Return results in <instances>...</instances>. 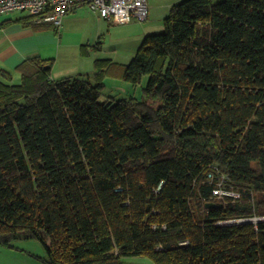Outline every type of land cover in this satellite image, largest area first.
I'll return each instance as SVG.
<instances>
[{
	"label": "trees",
	"instance_id": "obj_1",
	"mask_svg": "<svg viewBox=\"0 0 264 264\" xmlns=\"http://www.w3.org/2000/svg\"><path fill=\"white\" fill-rule=\"evenodd\" d=\"M216 1L173 4L93 76L54 80L39 56L20 83L2 70L1 244L37 239L47 264H264V0ZM35 20L5 23L52 25ZM115 74L147 75L144 98L101 101ZM220 176L239 198L214 194Z\"/></svg>",
	"mask_w": 264,
	"mask_h": 264
},
{
	"label": "rangeland",
	"instance_id": "obj_2",
	"mask_svg": "<svg viewBox=\"0 0 264 264\" xmlns=\"http://www.w3.org/2000/svg\"><path fill=\"white\" fill-rule=\"evenodd\" d=\"M180 1L149 0V19L146 21L133 19L128 24H111L88 6H79L75 11L64 16L63 24L60 27L51 25L44 28V30L53 33L54 38L57 40L49 51L52 54H56L57 51L59 53L69 52V57H84L80 54V46L90 45L92 50H90L91 54L87 57H95V59L110 58L113 62L128 64L137 52L138 45L134 40L140 36L164 32V19L168 16L171 8V5L167 6V4L173 5ZM27 14V12L17 11L11 12L7 17L2 18L10 17L13 19ZM98 42L101 43L100 48L96 49L94 46ZM86 61L90 60L81 58V62ZM80 70H85V68H80L76 63H73V65L68 63L65 67L60 63L53 71L52 77L55 80L66 77L65 75H57V71L76 74L75 72ZM90 70L87 72L91 73L87 74L93 76V65ZM147 81L148 76L146 75L140 84L133 85L117 74L108 75L104 81L105 88L101 101H105L109 97L117 99L134 97L140 101L144 98V87L147 85ZM45 258V247L37 239L20 238L10 246L0 243V264H47ZM123 261L124 264H155L147 256H126Z\"/></svg>",
	"mask_w": 264,
	"mask_h": 264
},
{
	"label": "built area",
	"instance_id": "obj_3",
	"mask_svg": "<svg viewBox=\"0 0 264 264\" xmlns=\"http://www.w3.org/2000/svg\"><path fill=\"white\" fill-rule=\"evenodd\" d=\"M79 6H88L111 24H128L133 19L146 21L149 18L150 8L148 0H0V17L11 12H27L35 16L36 23H51L60 27L64 16L75 11ZM208 179L215 180L214 173H209ZM225 182L224 176L216 180L214 194L219 199L227 196L239 198L240 194L227 188ZM162 185L163 182L155 191L158 192Z\"/></svg>",
	"mask_w": 264,
	"mask_h": 264
},
{
	"label": "crops",
	"instance_id": "obj_4",
	"mask_svg": "<svg viewBox=\"0 0 264 264\" xmlns=\"http://www.w3.org/2000/svg\"><path fill=\"white\" fill-rule=\"evenodd\" d=\"M170 5L172 6V4H167V6ZM7 15H3L0 18L7 17ZM8 19H12V18L8 17V18H2L0 20V80L1 81L4 82L8 81L2 75V70H6L12 73V79L10 80V82L20 83L21 75L16 71L17 67L25 60L37 56L44 59L53 60V64L51 68L52 79H53L52 73L55 70V68L58 65H60V63H62L64 67L68 63H70L71 65H73V63H76V65H78L80 68H85V70L77 71L75 72L76 74L72 72L68 74L67 72L57 71V75H65L66 77L68 76L72 77L74 75L91 73L87 71H91L90 69L92 65L94 66L93 63L95 62L94 61L95 57L84 56L82 55L81 50H80V54L84 57H69L70 56L69 52L59 53L57 51L56 54H52V52H50L49 49L52 48L53 45L57 42L56 38H54L53 33L49 32L48 30H44V28H36L34 25H25L17 21L5 23V21ZM145 37L146 36H140L139 38H136L134 40L136 45H138L137 51L141 47ZM89 53L91 54L90 50ZM81 58L89 59L90 61L81 62ZM96 59H100V58H96ZM94 71H95V66H94Z\"/></svg>",
	"mask_w": 264,
	"mask_h": 264
},
{
	"label": "water",
	"instance_id": "obj_5",
	"mask_svg": "<svg viewBox=\"0 0 264 264\" xmlns=\"http://www.w3.org/2000/svg\"><path fill=\"white\" fill-rule=\"evenodd\" d=\"M46 68H49V66H46ZM211 205H212V203H209V204H208V206H211Z\"/></svg>",
	"mask_w": 264,
	"mask_h": 264
}]
</instances>
